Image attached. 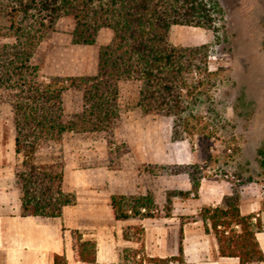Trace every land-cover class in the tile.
<instances>
[{
	"label": "trees",
	"instance_id": "trees-1",
	"mask_svg": "<svg viewBox=\"0 0 264 264\" xmlns=\"http://www.w3.org/2000/svg\"><path fill=\"white\" fill-rule=\"evenodd\" d=\"M75 23L72 43L93 46L103 29L113 32L110 44L102 46L93 76L41 80L43 61L36 59L40 45L55 32L60 19ZM224 12L213 0H0V92L6 93L15 127V153L22 157L16 173L24 215L59 218L63 208L76 203V196L63 190L64 163L37 162L42 142H58L67 134L111 133L120 119L121 84L139 85L136 108L143 115L174 119L173 139L184 140L190 105L202 90H210L215 74L209 67L212 45L177 46L170 42L175 26L216 31ZM8 42H5V41ZM68 83V85H65ZM74 89L82 95L81 111H65L64 94ZM191 134V132L189 133ZM257 162L264 176V145ZM151 176L186 174L189 191H168L163 216L173 211V199L197 198L206 177L201 164L144 165ZM229 181L231 194L217 207L205 206L200 219L217 239L223 257H236L240 264L264 261L256 235L263 229L256 214L240 212L241 190L262 183L250 174L236 173ZM115 218L126 221L159 216L155 194L115 195L111 199ZM145 209V212L142 210ZM256 219V221H254ZM142 229H126L124 238L142 242ZM75 252L82 262L96 263L95 243L74 232ZM140 256V260H138ZM173 259L143 257L142 249L119 252V264H170ZM54 264H67L63 255Z\"/></svg>",
	"mask_w": 264,
	"mask_h": 264
},
{
	"label": "rangeland",
	"instance_id": "rangeland-1",
	"mask_svg": "<svg viewBox=\"0 0 264 264\" xmlns=\"http://www.w3.org/2000/svg\"><path fill=\"white\" fill-rule=\"evenodd\" d=\"M213 1L224 12V21L217 25L216 31L175 26L170 32L169 40L177 46L206 43L213 46L209 67L215 74L214 84L210 90L199 92L190 105L191 118L184 125L188 133L185 139H173V118L147 116L134 109L139 85L124 82L121 84L123 110L111 133L74 134L78 137L76 146L80 148L72 149V154L79 151L83 154L81 157L86 158L84 154L93 144L96 152L106 153L99 156L102 157L100 162H106L113 169L122 166L125 158L131 159V153L134 157L141 152L156 155L157 161L168 159L173 162L169 165L191 164L189 162L197 158L200 160L197 164L205 167L206 176L217 175L230 182H236L238 172H243L245 177L252 174L259 180L264 179L258 176L261 169L257 162L258 150L264 145V0ZM74 28L73 20L62 18L55 32L40 45L36 59L44 63L40 72L42 81L93 76L91 74L97 72L100 48L110 44L113 32L101 30L93 46L75 45L72 43ZM56 74L60 77L54 76ZM64 105L68 114L80 112L81 93L74 89L66 91ZM13 132L15 135L11 105L6 93L0 92V138H4L0 148L3 151ZM68 135L58 142H42L37 162L45 165L60 161L65 165L63 151ZM85 158L81 159L82 165L86 163ZM21 162L20 156L19 166ZM143 166H139L141 171ZM156 177L157 184L151 180V188L162 205L156 213L163 215L167 192L174 190L163 191L164 176ZM258 185L257 191L264 203V186Z\"/></svg>",
	"mask_w": 264,
	"mask_h": 264
},
{
	"label": "crops",
	"instance_id": "crops-1",
	"mask_svg": "<svg viewBox=\"0 0 264 264\" xmlns=\"http://www.w3.org/2000/svg\"><path fill=\"white\" fill-rule=\"evenodd\" d=\"M68 136L63 151V190L75 194L76 203L64 207L59 218L24 215L21 190L16 184L20 156L15 153L14 132L7 149L0 148V264H54L56 255L65 256L67 264H119V252L126 248L142 249L144 259L175 258L170 264H240L239 258L220 255L215 234L206 231L199 217L203 207H217L231 194L228 180L217 175L206 176L201 181L197 198L173 200L170 216L119 221L111 206L113 196H144L152 191L151 180L157 184V177L142 173L139 166L173 162L157 161L156 155L141 152L132 157L131 153V159L125 158L122 166L113 169L106 162H100L102 157L99 156L106 153L96 152L93 144L84 154L86 158L81 157L83 154L79 151L72 154V149L80 148L76 146L78 137ZM3 140L0 138V143ZM83 158L84 165L81 164ZM199 162L196 158L189 163ZM162 180L165 192L191 189L186 174L164 176ZM258 186L252 183L242 188L239 206L243 216L256 214L261 218L263 229L256 238L264 255V203ZM133 228L143 230L142 242L124 238L125 230ZM74 232L79 233L83 241L96 244V263L79 260L74 249ZM137 259L140 260V256ZM253 264H264V261Z\"/></svg>",
	"mask_w": 264,
	"mask_h": 264
},
{
	"label": "built area",
	"instance_id": "built-area-1",
	"mask_svg": "<svg viewBox=\"0 0 264 264\" xmlns=\"http://www.w3.org/2000/svg\"><path fill=\"white\" fill-rule=\"evenodd\" d=\"M210 58H211V57H210ZM142 212H145V209H143Z\"/></svg>",
	"mask_w": 264,
	"mask_h": 264
}]
</instances>
